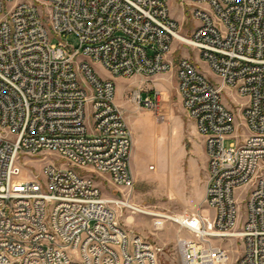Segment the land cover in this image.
<instances>
[{"label":"built area","instance_id":"built-area-1","mask_svg":"<svg viewBox=\"0 0 264 264\" xmlns=\"http://www.w3.org/2000/svg\"><path fill=\"white\" fill-rule=\"evenodd\" d=\"M196 21L184 35L169 0H0V264H159L153 243L125 229L93 173L132 189V132L116 102L115 77L153 78L176 65L183 107L208 158L205 203L211 217L178 221L183 264H226L213 242L234 238L236 264H264V0H183ZM78 38L71 47L67 35ZM199 50L219 75L212 82L173 42ZM247 98L240 120L222 100L226 88ZM130 100L164 120L161 91ZM92 125L87 121L88 115ZM227 138H234L228 147ZM56 152L43 177L25 161ZM153 215L164 228L169 216ZM175 222V221H174Z\"/></svg>","mask_w":264,"mask_h":264},{"label":"rangeland","instance_id":"rangeland-1","mask_svg":"<svg viewBox=\"0 0 264 264\" xmlns=\"http://www.w3.org/2000/svg\"><path fill=\"white\" fill-rule=\"evenodd\" d=\"M183 0H169L170 10L174 15L181 12ZM184 14V13H183ZM177 20L180 31L189 35L194 29L196 21L185 13V19ZM67 42L71 47H77L78 38L74 34L67 35ZM175 59L186 56L212 82L219 84L221 79L199 55V50L186 44L179 45L174 41L172 45ZM86 59L95 73L103 79H112L116 85V102L123 110L126 121L132 132V149L130 165L134 176L132 189L117 187L106 175L93 173V178L99 182L104 197L123 201L136 206L135 211L126 204H114L118 222L128 231L139 234L153 243L158 251L159 264H183L176 239L179 235L196 238V235L187 230H179L180 226L173 220H167L164 228L154 227L156 215L167 214L183 219L194 228L199 222H191L181 215L187 213L195 218L198 214L211 217L213 210L205 203V192L208 175V158L203 137L197 132L194 121L187 115L181 97L177 91L176 65L164 74L146 78L133 76L130 78L115 77L110 74L99 62ZM140 88L151 91L156 88L162 94V111L164 120L156 118L155 114L146 107L133 103L129 94L132 89ZM223 103L232 109L237 120H240V104L247 98L238 94L234 89L226 87L222 92ZM87 121L92 125L90 113ZM234 138H227L228 147ZM35 160L25 161V175L32 177L38 174L43 177V166L46 161L60 164L63 160L56 152H43ZM229 251V260L226 264H236V258L242 252L241 242L230 238L213 240Z\"/></svg>","mask_w":264,"mask_h":264},{"label":"crops","instance_id":"crops-1","mask_svg":"<svg viewBox=\"0 0 264 264\" xmlns=\"http://www.w3.org/2000/svg\"><path fill=\"white\" fill-rule=\"evenodd\" d=\"M171 11V10H170ZM181 12L182 13H180V14H178V15H174V13H172L171 12V14H172V16L177 20V17L179 16V18L181 19V20H183V19H185V8H184V6L183 5H181ZM184 13V14H183ZM178 21V20H177ZM237 259V258H236Z\"/></svg>","mask_w":264,"mask_h":264},{"label":"bare ground","instance_id":"bare-ground-1","mask_svg":"<svg viewBox=\"0 0 264 264\" xmlns=\"http://www.w3.org/2000/svg\"><path fill=\"white\" fill-rule=\"evenodd\" d=\"M171 215V214H170ZM170 215H168L169 216V219H171V220H173V221H175V222H178V221H180V222H182L183 224H187L185 221H183V219H179V218H177V217H174V216H170ZM188 226H191L190 224H187ZM192 227V226H191ZM194 228V227H193ZM195 229H199V227L198 228H195Z\"/></svg>","mask_w":264,"mask_h":264}]
</instances>
